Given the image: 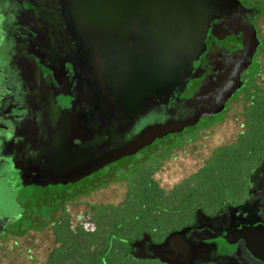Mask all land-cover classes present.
<instances>
[{
	"label": "flooded vegetation",
	"instance_id": "obj_1",
	"mask_svg": "<svg viewBox=\"0 0 264 264\" xmlns=\"http://www.w3.org/2000/svg\"><path fill=\"white\" fill-rule=\"evenodd\" d=\"M259 18L264 21L255 11H238L213 20L203 53L193 63V77L184 91L169 98L167 105L172 108L161 105L139 123L180 120L204 112L207 106L206 114L180 134L158 140L156 144L161 147L155 149L152 144L105 166L121 174L84 192L80 185L91 175L79 178V169L74 168L70 175L73 159H68V150H63L69 129L84 116L83 97L92 92H110L114 80L131 82L128 88L137 89L144 63L138 62L132 45L118 42L101 49L95 47L96 60L90 64L59 0H0V190L5 192V202L0 203V242L10 239L16 243L29 231L48 226L52 231L53 223L61 218L66 222L69 216V223L92 230L96 222L86 215L90 206L101 204H88L87 212L81 210L75 215L70 211L84 206L82 198L92 192L118 181L127 186L126 179L141 168L146 172L156 167L151 177L169 194L175 185L202 168L218 148H239L240 134L247 128L242 116L246 101L264 91V26L258 25ZM117 39L124 42L127 37ZM106 54L115 61H107ZM228 92L231 95L224 101ZM186 99H193L194 105L182 111L181 102ZM235 103H239L238 130L232 134V141L212 147L198 170L169 189L161 187L154 176L162 164L175 160L179 153L185 154L187 148L197 153L196 142L208 139L212 128L233 110ZM74 144L80 141L74 140ZM263 163L264 156L250 169L241 198L216 199L229 195L226 184L218 181L211 194L198 198L191 214L185 217L181 214L186 205L175 202L162 208L157 220L163 227L161 231L144 223L130 229L127 236H114L115 241L126 243L123 257L131 264H264V171H258ZM58 186L61 189H55ZM73 187L69 197V188ZM174 233H178L175 249L180 250L173 252L167 246L160 257H150L153 246L166 244Z\"/></svg>",
	"mask_w": 264,
	"mask_h": 264
},
{
	"label": "water",
	"instance_id": "obj_2",
	"mask_svg": "<svg viewBox=\"0 0 264 264\" xmlns=\"http://www.w3.org/2000/svg\"><path fill=\"white\" fill-rule=\"evenodd\" d=\"M59 2L69 25L90 57V64L95 59V47L101 49L118 42L126 46L132 45V53L138 58V62L144 63L137 89L128 88L131 82L114 80L115 87L111 86L110 92L105 91L104 87L106 94L92 92L83 97L84 116L80 117L78 124L71 126L67 140L63 143V150H68V159H73L69 163L70 175L74 168L79 169V178L88 177L124 155H134L145 147L155 145L162 138L180 134L206 114L204 112L208 110L207 106L204 112L185 115L180 120L139 123L141 118L158 107L172 108L167 105L169 98L184 91L193 77V63L203 53L211 23L226 14L240 11L239 0ZM120 36L127 37L126 41L118 40ZM107 52L110 53V49L107 48ZM251 56L252 53L248 57L251 59ZM106 57L107 61H115V57L111 55L108 58L106 54ZM132 84L137 87L135 83ZM99 85L102 88V84ZM127 93L130 94L126 96ZM229 94L230 92L226 94L224 101L230 97ZM193 102V99L181 102L182 111H188L190 107L192 109ZM168 114L164 113L163 116ZM74 140H79L80 144H74ZM156 148H159L157 144ZM258 171H264V163ZM120 174L111 173V179ZM176 237L178 233L169 236L166 244L153 246L150 257H160L162 249L167 246L173 252H178L180 249H175L174 243Z\"/></svg>",
	"mask_w": 264,
	"mask_h": 264
},
{
	"label": "trees",
	"instance_id": "obj_3",
	"mask_svg": "<svg viewBox=\"0 0 264 264\" xmlns=\"http://www.w3.org/2000/svg\"><path fill=\"white\" fill-rule=\"evenodd\" d=\"M240 1L257 8L264 18V0ZM250 99L242 114L247 128L240 134L239 148H218L202 168L175 185L169 194H165L151 177L156 167L146 172L141 168L126 179V195L118 205L90 206L87 217L96 222L92 226L94 229L69 223L70 216L64 219L66 222L61 218L53 223L55 246L49 251L45 264H131L123 257L126 243L115 241L114 236H127L130 229L144 223L159 227L161 231L163 227L157 220L161 218L162 208L175 202L179 206L186 205L181 214L185 217L191 214L198 198L211 194L218 181L226 184L229 195L210 197L241 198L250 169L264 156V91Z\"/></svg>",
	"mask_w": 264,
	"mask_h": 264
},
{
	"label": "rangeland",
	"instance_id": "obj_4",
	"mask_svg": "<svg viewBox=\"0 0 264 264\" xmlns=\"http://www.w3.org/2000/svg\"><path fill=\"white\" fill-rule=\"evenodd\" d=\"M240 4V13L242 14H247L250 12L254 13V11L259 13V10L254 6L249 5L251 7L247 8L245 7V4L241 3V1ZM258 25L260 28L264 26V21L262 18L258 19ZM232 109L233 110L229 111L228 115L221 122L217 123L212 128V134H210L208 139L205 140L202 138L196 142V148L194 151L197 153H193L192 148H187L185 154L179 153L175 160L165 161L162 164V167L154 176L161 187L164 189H169L175 183L179 182L183 177L198 170L203 163V159L207 158L209 150L212 147H215L218 144H223L224 142L232 141V134L238 130L236 113L239 110V103L233 104ZM241 110L242 96L240 97V112ZM185 139L188 140L189 137L186 136ZM157 145L161 147L160 143ZM154 148L156 149V145H154ZM113 169L114 167H105L97 174L91 175L87 180H84V182L80 185V188H83L84 192H86V190H92L94 188L93 186L95 185L93 184L99 186L118 178L119 175L111 179L114 172ZM110 172H112V175ZM55 189L61 188L58 186ZM73 190H75V187L69 188V197H71V194H73ZM126 190L127 186L123 181L110 183L106 187L96 190L90 195L82 198V201L85 204L84 206L72 207L70 208V211L73 215H75L78 211L80 212L81 210H86L87 212L88 204L117 205L123 199ZM3 199H5V192L0 190L1 204L2 202H5ZM1 209L2 208L0 205V212L2 211ZM53 246L54 235L49 226L36 231H29L23 237L17 239L16 243L10 239L0 242V264H44L46 257Z\"/></svg>",
	"mask_w": 264,
	"mask_h": 264
}]
</instances>
